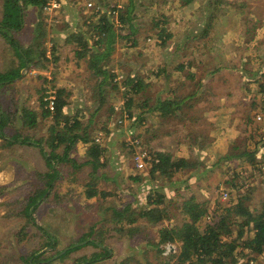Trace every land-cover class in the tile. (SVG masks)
<instances>
[{"label":"rangeland","instance_id":"obj_1","mask_svg":"<svg viewBox=\"0 0 264 264\" xmlns=\"http://www.w3.org/2000/svg\"><path fill=\"white\" fill-rule=\"evenodd\" d=\"M83 1L84 0H81V2ZM87 1L89 0H86L85 3ZM98 1L99 5H101L102 12L91 14L92 10L87 9L86 13H88L89 16H83V19L77 25L78 28L76 27V30L79 31V25H83L82 30L85 31V33H80L86 37L85 41L91 46L96 47L97 49L99 45L101 46L102 51L101 53H98V55H96V59H98L99 56H103V59L102 62L98 61V63L106 64L105 58L107 54H109V52L113 48H115V46L121 52H126L128 56L130 51H136L138 48L139 50L144 51V53L146 54L144 59H134L133 62L137 64L136 67L132 68L133 70L132 72H130L129 76L135 77V75L138 74L142 78L147 77L145 78L147 79L146 82L151 83L149 88L147 90L144 89L142 94L136 93L132 94L129 97L132 100L130 106L126 105L124 102L125 98L122 86L119 84L120 86H118V88L120 87L119 90L121 92L119 93L118 90V93L115 92L116 96L109 97L112 104V110H110L109 112L108 120H106L103 124L98 123V125L97 122L89 123L86 119H79L80 125L78 126V132L81 134L83 132V126H86V129L84 131L90 135L89 137H94L95 144H98L99 148L103 151L101 153L100 160L105 161L103 163H105L106 165L110 163V160H112L113 158L115 162L116 159L117 161H119L120 158L122 164L120 165V168H118V164V166H111L113 168L112 178L110 174H107L106 170L108 168L103 166L99 167L98 169L96 168V171L94 173H91L90 164H86L84 166L80 165L79 168H76L78 170H76L72 167L71 164L61 162L59 163V166H62V170L58 178H55L52 182V193L49 195L48 199L46 201H43L45 196L51 191V188H48L43 197L39 200H36L35 204L30 206L27 205L26 199L28 197H31L33 191L35 193L37 192L36 189L39 188V185H42V181L40 180V178H44L42 177V175L47 170L43 155L37 145L14 144L12 146H8L7 144L4 145L2 142L5 140L3 138H0V263L5 262V264H23L22 261H20L21 256H24L29 248H38L40 246L39 239H37L33 243L27 244V242L24 241L26 238L25 233L22 238L17 235L18 230H26L27 233V230L31 232L35 229L32 225L27 224V218H29V215L33 211L34 207H36L35 215H37L39 219L45 220V223L53 227H57V224L59 223V221H62L63 217L75 220L71 217V212L68 213V211L61 207L60 202L62 199H66V201L69 203L68 205L74 206L85 201L87 198L83 195V189L87 187L86 183H89V185L94 184L95 188L98 184L106 187L105 189L100 190L102 192L104 191L105 195L102 197H96L97 205H95L97 206L98 211L96 212V216L93 217V220H102L104 216L109 217L112 213V207L121 209L122 205L124 206L127 203H129L130 205L132 203L131 207H133L135 210L145 209L147 208L146 195L150 191H157L162 193V195L164 196V204L160 205V207H164L166 209V214L168 216L166 219H164L163 225L167 226L168 229L175 225L179 226L180 222L186 220L182 206L184 205V203H186L185 201H188L192 198L195 201L205 200L208 204L211 205L210 209L216 208L218 210L217 213H219L220 207L222 205H229L232 201H235L237 197L246 196L248 194V191L251 190L253 191L252 193L248 194L249 200L247 201V203L253 209L258 207L261 204L262 199L264 198V170L261 169V166L258 167L256 162H250L253 160H251V157L249 155V152H252L253 147L256 146L258 138L252 137L250 133L245 134L246 132L252 130V127H248H250V124H252L253 122L259 126L264 122V92L262 90V86L264 83L263 77V80L257 82L258 85L254 86L259 87L260 85L259 96L256 93L258 97L257 99L259 100L255 103L256 108L252 112V114L254 113L252 118L253 122L247 124L248 127L243 129V135L242 132L238 130V125L233 123L232 117H228V114H237L232 110V107L235 105V103H230L224 108L223 116H227V121L224 124H219V120L214 116L210 117L212 119V124H215L214 130H216V128L222 130V134H220V140L216 142V131L214 132L212 129L213 132H210V135L214 136L215 142L213 144V147L210 149V152L203 157H201L202 155L200 153H198V155H189L192 157V164L195 165L196 168H183L184 170L178 173L175 172L171 175H164V177L157 175L156 177L152 178L149 173V169L151 166V157L153 156V152L156 150L152 148L151 144L144 143V141L148 139L147 137L149 132L144 131L143 129L145 126V123H143V121L145 122V118L141 115L140 110L146 108L149 105V101L153 102L152 99L156 97L155 92L153 91V86H155L154 82L159 79L154 75V71L150 72V70H155L157 65L164 64L166 76H163L162 79L166 78V83L168 86H170V88H167V90L168 93L171 94L170 89L171 87H174L172 78L175 76L178 77V73H176L174 69L176 65H180L185 60L183 58V54H178L179 52H176V49L172 51L173 55L171 57V48L166 51L167 55L165 57L163 54V50L161 52L158 45H161L162 47L166 46L165 48H167L168 46L170 47V45L174 47L173 43H175V41L173 42V40H171V37H174L173 35L175 34L174 30L177 28V31L181 32L187 26L189 27L188 23L191 22L190 18L195 17V20H193L194 23L192 24L196 25L197 23H201L202 20L198 19V8H195V5L196 3L201 1L204 2V0H195L193 5H188L191 1L183 3L182 0H131L130 2L132 6L134 2L136 3L137 1L138 4L136 3V6L133 7L135 10L139 9L140 11L139 14H137V16L139 17L138 19L137 16H135V13L131 12L132 24L136 26L138 23H140L138 33L137 29L134 28V33L132 32V30H129L130 28L129 26H127V22L121 21V19L119 18L121 14H125L127 12V10H124L123 8L124 0ZM125 1L126 5H128L127 0ZM208 1L212 2L213 0ZM223 1L226 3L224 5L223 3H221L220 7L224 6L228 10L229 14H227L228 16L227 18H225L222 26L217 28V33L215 31L213 35L220 36L221 38L223 36L224 42L220 41L218 43V47H209V57H207V53H205V63L211 69L220 65L228 64H236L240 66L242 59L243 61L245 60L244 63L248 60L245 52L248 51L247 44L249 42V38L243 37L242 35L238 36L237 34L239 33V27L237 23H231L233 20V15L236 14L237 16H239V13H237L236 2L239 3L244 1L246 3L247 0ZM111 2L119 5V8H117L114 13L112 12V14L109 12V5L111 4ZM231 2L235 3L236 6L231 5ZM85 3L83 5L84 10L86 9ZM207 9L209 10L210 7L207 6ZM77 13V10H74V15L72 16L73 18L71 20H77L82 17L81 13L79 15H77ZM102 14L106 16L107 20L112 25V30L114 32L113 34L107 36L106 32L98 33L96 31L90 32L92 29L88 30V26L92 22L93 23L91 25L97 24L99 22L102 17L100 15ZM135 19L137 20L135 21ZM170 22L176 24L179 23V26L173 24L176 26L173 30L172 26H168ZM126 30H129L130 32L128 33ZM136 33L139 36V42L137 44L135 41V37H132L135 36ZM104 34L107 36V40L103 41V43L98 44L99 38ZM163 37L165 38V40ZM159 39L160 41L158 42ZM230 40H233V43L228 44L227 42H229ZM211 41L215 40L212 38ZM192 45H194V43ZM176 47L180 48L179 45ZM154 56H156L155 59ZM143 61H146V63L141 68L140 63H142ZM246 64L247 67H253L252 63H250L249 61ZM261 65H263L262 62H260L256 66ZM38 68L39 70H41V64ZM128 69L129 68H127V71ZM125 73V71L124 73L122 71H117V74H115L114 76L119 75L116 77V79H122L125 77ZM35 84V89L38 91V96L35 92L36 97L34 96V98L37 101L39 100V103L42 101L41 103L43 104H39L40 107L37 108L38 111L36 110V112L35 110L27 106V103L31 98V95H29L28 97L26 96V93H28L29 89L31 88V85L29 83L27 85H16L11 84L10 82L0 83V85H2L0 86V119L2 118V121H4L0 132L2 133L4 138H7L9 140H17V142H19L22 140L20 138L21 135L24 139L26 138L27 141L32 138L33 140H38L39 142H41L42 145L45 144L46 140L50 139V130H54V127L49 128V126H47V122L44 120V109L47 111L45 107V100L49 95V93H47L49 90H51V92H54L55 95L58 89L63 87H51V85L43 83V80L38 85L37 82H35ZM63 90L64 92L62 93V96L64 102H66L65 104L69 105L73 111L84 109L82 107H75L76 105L80 104V102H76L77 93L75 91L73 92L75 97L72 98V100H67L71 99L67 98V95L72 91L70 89L66 91L65 88H63ZM138 101H147L148 105H145V107L136 106ZM23 108L27 109V111L30 112L29 115L31 119H33L32 117H35V121L38 118H40V120L43 119V121L40 122L39 120L38 122H36L35 126L26 127L22 123L24 122L25 117ZM238 108L241 109V107ZM185 110L186 109L184 107V111ZM242 112L243 111H239L240 116H243L244 112ZM76 114L77 113H73V117ZM5 116H9L10 118L8 120H5ZM80 117H83V114L80 115ZM149 118L150 119H147V124L152 125V118ZM53 121L55 124H59L56 123L55 119H53ZM229 121H232L230 124L231 128L228 127ZM165 125L168 126L166 123ZM227 129H233L235 132V136H226L225 132ZM55 135L56 134L54 133L53 139L56 141L57 138L55 137ZM144 135L146 138L144 137ZM248 136L251 137L248 138ZM0 137L2 136L0 135ZM243 137H245L247 140L243 139ZM171 140L172 138L168 137L167 139H163V142L171 143ZM263 141L264 140H262V144L259 147L262 148V150H264ZM85 143H87L86 140L78 137L76 143L74 144V149L71 153V157L75 160L76 164H81L88 158L86 154L88 152L89 145ZM62 147L63 144H60L59 147L55 149V151L61 153ZM148 147H151V149L149 150ZM243 149L246 152L248 151V154H242L240 156L231 155L235 152L239 153ZM43 150L45 152L50 151V148L43 147ZM147 151L151 154L147 153ZM142 152H146L143 160L144 158L147 160L145 161L143 166L137 167L131 157L134 154ZM229 155H231V157H228ZM176 178H179L180 180L174 181L177 180ZM17 183L20 185L17 186ZM12 184L13 186L18 187L14 190V195L11 190ZM175 187H181V197L179 198L173 196ZM222 189H224L228 193L226 198H222L221 196ZM22 190H28L27 194L24 196H21L20 193L16 194L17 191ZM137 196H139L142 200L140 201ZM23 200H25L26 203H24ZM217 205H220V207L218 208ZM30 209L31 211L27 212V210ZM53 211L57 213V217H60L62 219L56 220L55 218L51 217V212ZM137 221L139 222V224H141L139 227L145 230H149V232L154 235L157 234L155 228L149 225L145 219L138 218ZM68 222L69 224H72V221ZM206 222H208L207 216H205L204 219L199 221L197 224L200 228H203L204 223ZM107 225V233L108 235H110L109 239L107 240V248L110 256L99 260L96 264H116L125 260H128L129 264H138V262L139 264H144L146 260H148L152 264H159V262L165 259H171V255L172 259H175L178 256L180 250V242H178V240H175L174 242H166L165 244L160 245L157 248L150 245L144 246V244H140L142 243L140 238L141 235H136L133 239H131L123 235L115 234V231V233H112V228L109 229V224ZM110 227H112V225H110ZM238 229V226H233L232 230L234 235H236ZM47 230L52 234V236L57 237V243H55L54 239L51 237V241L55 246H45L44 248L37 250L36 255L40 254L41 258H44L45 255L42 254L51 251L52 254H54L53 257L49 258V261H51L53 259L55 260L58 257H55V255H57L58 253H54V251L67 248L68 241L63 240V237H61L60 235L61 233H57L56 231L51 232L50 229ZM249 235L250 230H246L244 233V238L249 237ZM80 242L81 241L77 242V244L82 245L79 244ZM21 245L24 246L22 247ZM166 245H169V250L166 248ZM158 248L162 250L159 257H157ZM96 251L97 248L86 246L81 250L80 255L84 254L88 256L90 253ZM260 254L253 255V258L255 260H249L248 264H264L262 262L264 261V259H262L264 257V253L262 254L263 256H261ZM41 258L39 262L44 261ZM245 262L246 258H242V260L238 259L237 264H244ZM42 264H48V262ZM53 264H72V259H66L64 262L56 260Z\"/></svg>","mask_w":264,"mask_h":264},{"label":"crops","instance_id":"obj_2","mask_svg":"<svg viewBox=\"0 0 264 264\" xmlns=\"http://www.w3.org/2000/svg\"><path fill=\"white\" fill-rule=\"evenodd\" d=\"M85 1L86 0L83 2H81V0H62V8L57 11V16L55 18H50V16L41 12L39 8L34 5H28L22 9L23 13L20 12L21 21L19 27H14L11 24H13L12 20H16L17 18V11H12V8L5 5L4 0H0V75H10L9 78L5 79L0 77V83L10 82L16 85H27L29 83L31 88L28 93H26V96L28 97L31 95V98L27 106L35 110V112L37 108L40 107L39 100L37 101L34 98V96H38V91L35 89V82H37L38 85L43 80V83L51 85V87L55 86V88H57L62 86L66 91L70 89L72 92L67 95V98L71 99L67 100H72V98L75 97L73 94L75 91L77 93L76 102H80V104L75 107H82L84 109L73 111L69 105L65 104L63 112L67 116L77 113L76 115L79 116V119H86L89 123L97 122V124H103L108 120L109 112L112 110L109 97L116 96L115 92L118 93L120 88H118V86H120L119 84L113 87V83L110 82L109 76L117 74V71H122L123 73L124 71L127 72V68L131 70L129 72H132V68L136 67L137 64L133 62L134 59L142 60L146 54L138 48L136 51H130L128 56L126 52H121L115 46V48L107 54L105 58L106 64L98 63V61L102 62L103 59V56H99L98 59H96V55L102 51L101 46H97V49L88 43V45L84 47L82 42L86 37L81 34L83 32L85 33V31L82 30L83 25H79V31L76 30L83 16H89V14L86 13L87 9L84 10L83 7ZM92 1L99 2L98 0ZM130 1L131 0H127L128 5H126V1L124 0L123 4L124 10H127L125 13L127 26L130 28L127 29L132 30L133 33V30L137 29L138 33L140 23L137 24L138 26H134L131 22V12L135 13V16L140 12L139 9L135 10L133 7L136 6L138 0L136 3L134 2L133 6ZM190 1L188 5H193L195 2V0ZM236 4L239 16L236 14L233 15L231 23H237L239 27L238 36L242 35L243 37L249 38L247 44L248 51L245 52L248 60L244 63L245 60L243 61L242 59L240 66L228 64L211 69L205 63V53H207V57H209L210 54L209 39L202 38L201 40L188 41L187 36L198 33L204 22H207V18L211 11V9H207V6L210 8L211 6L213 7L214 0L212 2L204 0V2L201 1L196 3L195 8H198L197 16L199 20H202L201 23H197L196 25L192 24L194 23L193 20H195V17L190 18L191 22L188 23L189 27L187 26L181 32H178L177 28L175 29L177 25L179 26V23L170 22L168 24V26H172L173 30L175 29L174 37L170 36L171 40H173V42L175 41V43H173L174 47L170 45V47L168 46L165 48L166 46L162 47L158 45V47H160L159 50H161V52L163 50V54L166 57V51L171 48L170 56L172 57V51L176 49V52H179L178 54H183L185 61L180 65H176L174 69V71L178 73V77L175 76L172 78L174 87L170 89L171 94L168 93L167 90L170 86L167 85L166 78L162 79L163 76H166L164 64L157 65L155 70L151 69L150 72L154 71V75L159 79L154 82L155 86H153L156 97L152 99L153 102L149 101V105L147 101H138L136 104V106L141 107L148 105L146 108L141 109L140 113L145 118V122L143 121V123H145L143 129L149 132L147 138L154 150L168 151L172 154V157H183L187 159L192 158L189 155H198V153H200L202 155L201 157H203L208 154L215 142L214 136L210 135V132L216 131V142L220 140V134H222V130L218 128L214 130L215 124H212V119L210 117L214 116L219 120V124H224L227 121V116H223L224 108L230 103H235L232 110L237 114H228V117H232L233 123L238 125V130L242 132V135L243 129L248 127L247 124L253 122L252 118L254 113L252 114V112L256 108L255 103L259 100L257 99V95L259 96L260 85L259 87L254 86L258 85L257 82H260L264 78V0H247L246 3L242 1L239 3L236 2ZM215 7L220 8V5H216ZM74 10H77V15L80 13L82 14L80 19L71 20L74 15ZM10 12L12 16L11 14L7 15V13ZM138 18L137 16V19ZM137 19H135V21ZM129 30L126 31L129 33ZM137 33L135 36H132L135 37L136 44L139 42ZM73 34L76 35V37ZM12 38L14 39L13 43L9 41V39ZM159 41L160 39L158 42ZM204 41L207 42L206 46L204 45ZM232 41L233 40H230L227 43L231 44L233 43ZM221 42H224L223 36ZM193 43L194 45H192ZM178 45L180 48L176 47ZM23 52L29 54L25 56L22 54ZM42 53L44 54V60L39 62L42 64L41 70H39V65L37 67L34 64V60L40 59ZM155 58L156 56H154V59ZM248 61L252 63L253 67H247L246 63H248ZM260 62H262L263 65L256 66ZM145 63L146 61L140 63L141 68ZM117 76H115V78ZM145 78L143 77L142 79L146 85L144 89L147 90L151 83L146 82L147 79ZM117 82H119V79ZM120 92L119 90V93ZM175 97L180 101L182 100L180 109H176V105L173 104ZM164 100H172L168 108L169 112L165 111V106L159 108V103ZM184 107L186 109L185 111ZM238 107H241L242 110ZM239 111L244 112H242L243 116L239 115ZM82 114L83 117H80ZM182 114L183 117L181 116ZM149 117L152 118V125L147 124V119H150ZM53 119L54 117L52 115L44 117L47 126H49V128L54 127L53 134H58L59 131L62 130L63 125L61 123L55 124ZM39 120L40 118H38L36 122ZM41 121H43V119H41L40 122ZM231 122H228L229 128H231ZM165 123L168 126H166ZM250 125L251 126L248 128L252 127V130L245 134L250 133L252 137L258 138L252 152H254L255 156H259L264 152L262 148H259L262 144V140H264V122L260 126L254 122ZM225 135L234 137L235 132L233 129H227ZM168 137L172 138L170 141L171 143L163 142V139H167ZM250 137L251 136H248V138ZM243 139L247 140L245 137H243ZM36 144H38V142L33 141V145ZM42 152L44 154L45 151ZM241 153L248 154V151L246 152L243 149L241 152H235L231 155ZM121 164L122 161L120 158L119 161L116 159V162L114 158L110 160V163L107 165V174H110L113 178V168L111 166H118V168H120ZM182 170L184 169H180L176 173ZM176 179L177 180L174 181L180 180L179 178ZM19 185L20 184L17 183V186ZM100 185L101 184H98L96 186L99 191L106 188L102 185L100 187ZM17 186L11 185L13 195L15 194L14 190L18 188ZM180 188H174V197H181ZM20 192L21 191H17L16 194ZM96 197L97 196L87 198L80 204L71 206L68 210V213L71 212L73 214V219H75H68L73 223V228L69 229L71 232L75 233V235H80L82 233L79 228L80 224L83 226L94 221L93 217L96 216V212L98 211ZM137 197L140 201L142 200L139 196ZM54 218L56 220L62 219L60 217ZM59 225L60 221L57 227ZM112 233L115 232L112 231ZM83 241H86L85 243L88 242V240ZM87 246L94 248L93 245ZM263 253L260 255L263 256ZM262 259H264V257ZM262 262L264 263V261Z\"/></svg>","mask_w":264,"mask_h":264},{"label":"trees","instance_id":"obj_3","mask_svg":"<svg viewBox=\"0 0 264 264\" xmlns=\"http://www.w3.org/2000/svg\"><path fill=\"white\" fill-rule=\"evenodd\" d=\"M183 3L190 2V0H182ZM46 2V0H4L5 5L7 7L12 8V11H17L16 20H12V26L16 27L20 25L22 9L28 5H34L39 8L42 12V6ZM223 5L226 3L223 0H215L214 6L210 11L209 17L207 18V22H204L202 28L199 33L194 34L192 36H187L188 41L190 40H201L208 38L209 39V47L217 46L221 41L220 36L213 35L217 27H221L227 18L228 10L223 7H215L216 5ZM233 6H236L235 3H230ZM211 9V8H210ZM23 13V12H22ZM11 14L12 13H7ZM101 19L97 24L89 25L88 30L96 31L98 33H107V36L113 34L112 25L107 20L106 16L103 14ZM126 14H121V21H126ZM100 18V17H99ZM165 30V29H164ZM170 34V33H168ZM76 37V35H74ZM107 36L104 34L99 38L98 44L103 43V41L107 40ZM164 38V37H163ZM215 41H211V39ZM165 40V38H164ZM11 43L14 42V39H9ZM83 46L86 47L88 43L84 40ZM206 41H204V45L206 46ZM25 56L29 53L23 52ZM44 54L42 53L40 59L34 60V64L38 67L42 60H44ZM42 66V64H41ZM102 69V68H101ZM131 70H128L125 73V77L122 79L115 78L112 74L109 76L110 82L113 83V87L118 86L120 84L123 89V94L125 98V104L131 105L132 100L129 98L132 94L141 93L144 91L145 83L141 76L138 74L135 77L129 76ZM9 74H1L0 77L3 79L9 78ZM64 90L62 88L58 89L55 94V107L54 113H50L44 109V116L53 115L56 123H61L63 125L62 130L59 131L58 134L55 135L57 138L56 141L53 139L54 134L53 130H50V139L46 140L45 144L42 145L38 140H33L32 138L27 141V139L23 138L20 135L21 141L17 142V140H9L4 138L2 133L0 135L5 141L2 143L4 145L12 146L14 144H27L33 145V141L38 142L36 144L43 155L45 164L47 166V170L43 173L40 180L42 181V185H39V188L36 189V193L33 191L31 197L26 199L27 205L32 206L35 204L36 200L43 197L46 190L51 188V191L45 196L43 201H46L49 195L52 193V182L55 178H58L62 166H59V163H69L72 165L74 169L79 168L80 165L84 166L86 164H90L91 173L96 171V168L103 166L107 168L105 165V161L100 160L102 149L99 148L98 144H95L94 137H89L84 130L86 126H83V132L80 134L79 130V118L77 115L73 117L67 116L63 113V107L66 102H64L62 93ZM42 99V97H41ZM172 100H164L159 103V108L166 107L165 111L169 112L170 103ZM42 102V101H41ZM40 102V105H43ZM182 100H178L176 97L174 98L173 104L176 105V109H180V103ZM174 109V108H173ZM23 112L25 113L24 122H22L26 127H31L36 125L35 117L30 118V112L27 109L23 108ZM1 116V115H0ZM29 118H27V117ZM183 117V114L181 115ZM10 117L5 116V120H8ZM31 119V120H30ZM139 122V121H138ZM4 121L2 118L0 119V129ZM52 128V127H51ZM81 137L83 140L89 145L88 152L86 156L88 157L81 164H76L75 160L71 157V153L74 149V144L77 141V138ZM144 143L149 144V139H146ZM60 144H63L62 152L58 153L55 151ZM43 147L50 148V151H44ZM149 148V147H148ZM151 147L149 148V150ZM241 154H234L233 156H240ZM153 156L151 157V166L149 169V173L152 178L157 175L163 176L172 174L177 172L183 168H196L195 165L192 164V159H187L183 157H172L170 152L166 151H154ZM251 160L250 162L257 163L258 167L261 166V163H264V153L260 154L258 157L254 155V152L249 153ZM262 155V156H261ZM228 157H231L229 155ZM78 170V169H76ZM87 187L83 189V195L86 198H92L93 196L102 197L105 195L104 191H99L94 187V184L86 183ZM55 187V186H54ZM54 189V188H53ZM253 190L248 191V194L252 193ZM28 190H22L20 192L21 196L26 195ZM248 194L246 196H239L235 201H232L229 205H217L220 207L219 213L216 208L210 209V204L204 201H195L193 198L185 201L182 206L183 212L185 213L186 220L179 223V226L175 225L168 229L167 226L163 225L164 219L167 218L166 209L164 207H160V205L164 204V196L162 193L157 191H150L146 195V204L147 208L142 210H135L129 203L122 205L121 209H117V207H112L111 216H104L102 220H94L91 221L90 224L87 225H79L82 233L80 235H75V233L71 232L69 228H73V223L71 220H67V217H63L62 221H60V225L58 227H53L45 223V220H41L35 215V208L27 218V224L32 225L35 229L31 232L27 230H18L17 235L22 238L24 233L26 234V238L24 241L27 244L35 242L37 239L40 240V246L38 248H29L27 253L24 256H21V260L23 264H42L48 262V264H53L57 261H65L66 259H72V264H96L99 260L109 257L108 251V243L110 235H108L107 224H109V229L112 228L113 231L118 235H123L125 237H129L133 239L136 235H141L140 244H144V246H152L157 248L160 245L165 244L166 242H174L178 240L180 242V250L178 256L175 259H165L159 264H237L238 259L242 260V258H246V262L244 264H248L249 260L254 261L253 255L260 254L264 251V198L262 199L261 204L253 209L247 201ZM66 196V195H64ZM24 203L25 200H23ZM42 201V202H43ZM218 202V201H217ZM61 207H63L66 211H68L71 206L66 199H62ZM218 204V203H217ZM29 210H27L28 212ZM26 214V211H25ZM209 214V215H207ZM56 212H51V217H57ZM208 217V222L204 223V227L200 228L198 226V222L203 220L204 217ZM71 217L73 218V214L71 213ZM79 217V216H77ZM138 218H143L146 222L151 225L156 230V235L149 232V230H145L139 227L141 224L137 221ZM70 221L72 224H69ZM112 225V227H110ZM238 226V230L236 235L233 234V226ZM63 227V228H62ZM47 229H50L51 232L56 231L57 233H61V237H63L64 241L67 242V248L63 254L59 255L55 260L49 261L54 254L51 251H48L42 255H45L44 258H41V255H36L37 250L44 248L45 246L54 247V243L51 241V237L54 239V242L57 243V237L52 236L51 233L48 232ZM58 230V231H57ZM246 230H250L249 237L244 238V233ZM112 232V231H111ZM88 240L87 243L78 245L77 242ZM23 241V240H22ZM21 241V242H22ZM156 242V243H155ZM23 244V243H22ZM25 245V244H24ZM24 245H21L22 247ZM87 245H93L97 248L96 252L90 253L88 256L82 254L81 250L84 249ZM151 247V248H152ZM64 250V249H63ZM62 250H55L54 253H60ZM161 249H157V257L161 255ZM43 259L44 261L39 260ZM141 262V261H140ZM0 264H5V262H1ZM116 264H129L128 260L118 262ZM139 264V262H138ZM144 264H152L148 260Z\"/></svg>","mask_w":264,"mask_h":264},{"label":"built area","instance_id":"obj_4","mask_svg":"<svg viewBox=\"0 0 264 264\" xmlns=\"http://www.w3.org/2000/svg\"><path fill=\"white\" fill-rule=\"evenodd\" d=\"M109 6H110L109 12L111 14H112V12L114 13L117 8H119V5L116 3H113V2H111V4ZM61 7H62V0H46V2L42 6V12L47 14L48 16H50V18L51 17L55 18L57 16V11L60 10ZM85 8L92 10L91 14L102 12L101 11L102 8H101V5H99V2L92 1V0H89L85 3ZM262 90L264 92V83L262 86ZM47 93H49V95L47 96V99L45 100L46 101L45 107H46L47 111H49L52 114L54 111V107H55V95H54V92H51V90H49ZM142 153L134 154L131 157V159H133V161L137 167L143 166L145 161L147 160L145 158L143 160V157H144L146 152H142ZM147 153H150V152L147 151ZM261 169L264 170V164L263 163H261ZM227 195H228L227 191L222 189V192H221L222 198H226ZM166 248L169 250V245H166ZM250 261H252V260H250Z\"/></svg>","mask_w":264,"mask_h":264},{"label":"water","instance_id":"obj_5","mask_svg":"<svg viewBox=\"0 0 264 264\" xmlns=\"http://www.w3.org/2000/svg\"><path fill=\"white\" fill-rule=\"evenodd\" d=\"M86 241H82V242H80L79 244H83V243H85ZM64 251H65V249L64 250H62L60 253H58L57 255H55V257L56 256H59V255H61V254H63L64 253Z\"/></svg>","mask_w":264,"mask_h":264},{"label":"bare ground","instance_id":"obj_6","mask_svg":"<svg viewBox=\"0 0 264 264\" xmlns=\"http://www.w3.org/2000/svg\"><path fill=\"white\" fill-rule=\"evenodd\" d=\"M224 190V189H223Z\"/></svg>","mask_w":264,"mask_h":264}]
</instances>
